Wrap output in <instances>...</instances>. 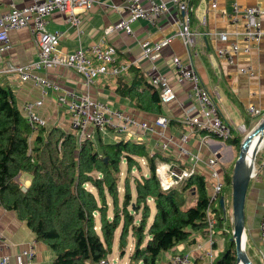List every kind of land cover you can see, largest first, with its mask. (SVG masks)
Segmentation results:
<instances>
[{"label":"crops","instance_id":"0c3cea01","mask_svg":"<svg viewBox=\"0 0 264 264\" xmlns=\"http://www.w3.org/2000/svg\"><path fill=\"white\" fill-rule=\"evenodd\" d=\"M30 1L2 0V9H7L12 2L22 5ZM193 1L195 7L191 17V29L198 32L196 45L188 49L184 46L182 39L176 37L163 48L156 62L157 71L171 76L170 81L175 86L178 101L167 104L152 101L153 91L148 84L149 77L153 73L150 70L151 63L147 59H139L142 40H161L179 28L180 13L174 8L155 21L145 18L135 21L131 34L124 31H115L110 34L104 32L107 25L127 14L122 6V0H98L91 9L81 12L85 29L82 35H79L77 30L70 25L66 14L55 11L49 17L47 27L51 31L60 30L63 33L60 39L62 52H72L79 46L87 47L104 40L116 46L117 62L130 63V66L126 71L117 74L103 73L90 86L85 84L82 74L74 68L55 66L41 69L40 73L57 82L63 89L62 91H73L77 94L87 92L96 99L104 100L112 107L121 108L144 120L153 121L158 115H168L171 121L167 132L173 135V142L166 150L159 147L158 143L161 141L156 133L145 134L135 128L126 133H118L111 129L100 131L93 126H89L88 131L92 133L91 138L97 142L114 143L124 139L142 142L148 148L150 155H156V161L162 159L175 166H187L190 162L187 156L179 151L177 142L181 133L186 129L180 123V117L184 114L185 108L192 106L193 102L186 97L189 83L174 76L172 60L174 56H179L184 63L193 65L200 75L201 83L218 95L220 112L230 122L233 129V139L221 140L200 131L191 134L188 141L191 152L198 154L203 160L198 166L197 174L203 175L207 181L208 194L210 169L204 160L213 152H217L221 160L219 169L225 172L226 186L223 195L227 211L228 203L232 205L231 185L227 177L233 170L229 168L235 162L239 148L236 137L242 141L264 118V35L258 42L251 44L249 53L239 52L235 63L231 64L224 57L219 56L217 50L229 48L232 42H238L241 46L249 43L243 33L245 28L243 17L233 18L235 0H217L215 7L211 6L209 0ZM236 1L244 6L259 5L262 8L261 20L264 30V0ZM219 31L227 32L228 39H219L217 35ZM10 35L13 47L5 52L0 60V69L8 62L25 63L37 58L38 49L29 27L13 30ZM240 66H251L255 74L249 76L242 73ZM0 84L13 90L21 110L26 101L41 99L42 103L35 106V110L47 119L48 125L46 126L55 125L63 130L73 131L79 139L83 138L78 131L71 128L68 105L59 100L58 92L51 90L43 95L40 88L32 81L22 82L18 76L7 72L1 74ZM251 104L261 109L262 114L251 116L247 109ZM240 125H244L245 131L238 129ZM37 133L38 131L33 130L30 136L31 142H34ZM255 167L257 175L250 178L245 206L246 251L254 264H264V239L259 230L264 208V142L258 149ZM143 169L145 173L148 171V161L147 168ZM19 178L24 181V187L30 184L31 175L29 173L23 172ZM151 205L152 214H154V205L152 203ZM218 213V222L213 232L210 233L205 228L193 231L189 240L164 251L159 264H170L167 259L172 253L177 252L189 254L192 264H213L229 242H233L232 237L224 235V232L229 231L226 226L227 218L221 220L220 213ZM119 234L120 228L116 231L112 253L116 254V258L121 259L123 257L119 256ZM31 246L35 249V257L31 262L24 264H54V252L49 245L38 239L27 222L20 219L14 210L0 204V256L9 255L11 264H17L16 254ZM124 257L127 258L125 263L127 264L129 254L127 253Z\"/></svg>","mask_w":264,"mask_h":264},{"label":"trees","instance_id":"16d2710c","mask_svg":"<svg viewBox=\"0 0 264 264\" xmlns=\"http://www.w3.org/2000/svg\"><path fill=\"white\" fill-rule=\"evenodd\" d=\"M192 6L194 11L193 0ZM148 84L157 103L159 91ZM32 132L15 93L0 84V204L49 245L54 264L98 263L113 252L119 228V256L128 253L127 264H159L164 251L189 240L195 230H207L203 175L165 190L156 175V155L142 142L79 139L55 125L40 127L31 142ZM236 142L240 148L239 137ZM142 157L148 172L134 176L132 188L131 170L140 168ZM23 172L31 175L27 187L19 180ZM227 178L232 185V176ZM220 219L225 220L221 214ZM213 264H237L235 243L230 241Z\"/></svg>","mask_w":264,"mask_h":264},{"label":"built area","instance_id":"2783aa9c","mask_svg":"<svg viewBox=\"0 0 264 264\" xmlns=\"http://www.w3.org/2000/svg\"><path fill=\"white\" fill-rule=\"evenodd\" d=\"M98 0H31L22 5L10 3L5 10L2 9L0 0V60L5 52L13 47L10 33L24 27H29L32 32L33 41L38 49L37 58L25 62H8L0 69V76L3 72L15 74L22 82L32 81L38 86L43 95L49 91L59 93V100L68 105L70 113V126L78 131L83 137H92L89 126L100 131L111 129L118 133H126L132 128L141 130L145 134L156 133L160 137L159 147L169 149L173 142V135L168 131L171 118L168 115H158L153 121L141 119L121 108L112 107L104 100L96 99L89 93H76L73 91H62L61 86L54 80L40 73L41 69L55 66H66L76 69L84 78L87 86L101 74L112 72L120 73L126 71L130 63L117 62V48L114 44L104 40L93 43L90 46H79L72 52H62L60 30L51 31L47 27L49 17L59 11L67 15V19L79 35L85 32L81 12L93 7ZM211 6H217V0H209ZM122 6L127 14L116 22L107 25L105 34L115 31H124L128 34L133 32V23L141 18L155 21L161 15L169 13L173 8L180 15L178 16L179 28L161 40L144 39L141 41V53L139 59H147L151 63L150 82L158 89L161 103L167 104L178 101L175 86L170 78L164 73L157 71V59L161 51L169 45L174 38L182 39L184 46L191 49L196 45L198 32L191 29L192 0H122ZM263 10L259 5H242L238 1L233 3V18L242 16L244 19V37L249 42L241 46L238 42H232L229 48H219L217 53L224 57L229 63H235L239 52L249 53L251 44L258 42L264 35L261 14ZM219 39H228L227 32L219 31ZM174 76L181 81L189 83L186 97L193 102L192 106L185 108L184 114L180 117V123L186 129L183 131L177 142L178 149L185 154L190 162L187 166H175L169 161L158 159L155 164L156 175L163 189L180 185L193 174L198 173V166L203 161L198 154H193L188 146L190 135L195 132H204L207 135L216 136L221 140H228L232 137V126L226 120L219 107L218 95L207 89L200 80L196 68L184 63L179 56L173 60ZM240 71L249 76L255 74L251 66H240ZM42 100L26 101L22 105L23 113L33 130L38 131L40 127L46 126L48 121L40 115L35 106L40 105ZM251 116L262 114L261 109L251 104L247 107ZM244 130V125L238 127ZM210 169L208 177L210 191L209 204L207 207V230L213 232L217 222V212L221 211V217L226 218L225 204L221 206L220 199L223 196L226 186L225 172L219 169L221 160L217 152L204 160ZM255 165L251 171V178L256 177ZM207 182V181H206ZM225 203V202H224ZM224 209H223V208ZM216 208V210H215ZM222 208V209H221ZM260 235L264 239V208L259 222ZM35 257L34 247L24 248L16 254L17 264L31 262ZM170 264H192L189 254L183 252L172 253L169 256ZM0 264H11L9 255L0 256ZM96 264H110L107 258H102Z\"/></svg>","mask_w":264,"mask_h":264},{"label":"water","instance_id":"95a60500","mask_svg":"<svg viewBox=\"0 0 264 264\" xmlns=\"http://www.w3.org/2000/svg\"><path fill=\"white\" fill-rule=\"evenodd\" d=\"M264 132V118L245 136L241 142L240 151L234 164L232 174V205H233V218L234 228L232 231V240L235 243V250L237 253V264L243 261L245 264H254L246 251V232H245V206L247 190L250 183V174L252 167H246L244 162V150L247 146L249 139L254 134ZM264 142V138L260 139V146ZM260 148V147H259ZM258 148V149H259ZM255 151V155L258 152ZM255 159V156H254ZM254 164V163H253ZM221 206L224 205V198L220 199ZM244 236V242H243Z\"/></svg>","mask_w":264,"mask_h":264},{"label":"rangeland","instance_id":"374dc122","mask_svg":"<svg viewBox=\"0 0 264 264\" xmlns=\"http://www.w3.org/2000/svg\"><path fill=\"white\" fill-rule=\"evenodd\" d=\"M48 125V124H47ZM49 127V126H47ZM245 131V130H244ZM243 132V131H242ZM264 137V135H263ZM244 139V138H243ZM242 142V141H241ZM241 146V145H240ZM239 151H240V148H238V154H239ZM257 155V154H256ZM256 155H255V159H256ZM238 157V156H237ZM237 159V158H236ZM235 159V161H236ZM255 159H254V164L255 165ZM140 160V168H133L131 170V187L134 188V183H133V180L132 178L135 176H140L141 174V171H144L143 168H147V161H145L143 158L139 159ZM145 161V162H144ZM234 164L235 162L232 164V166H230V170L234 169ZM123 176L125 175L126 173V166L125 164L123 165ZM145 172V171H144ZM148 172V171H147ZM146 172V173H147ZM233 174V170L232 172L230 173V175L232 176ZM20 182L23 184L24 181H22L21 178H19ZM120 193L122 194V191H123V183L120 184ZM231 197H232V185H231ZM228 198V202H229V197L227 196ZM223 208V207H222ZM224 209V208H223ZM225 211H226V207H225ZM226 218H227V221H226V226L227 228L229 229V231L227 233L224 232V235L225 237H232V230H233V226H234V218H233V208H232V205H230V203H228V206H227V211H226ZM109 260L110 264H125L126 263V260L127 258L126 257H123V258H116V254L115 253H112L110 254L108 257H105ZM169 261V259H167Z\"/></svg>","mask_w":264,"mask_h":264},{"label":"bare ground","instance_id":"6f19581e","mask_svg":"<svg viewBox=\"0 0 264 264\" xmlns=\"http://www.w3.org/2000/svg\"><path fill=\"white\" fill-rule=\"evenodd\" d=\"M263 135L264 132L260 134H254L250 137L249 142L244 150V162L246 167H252L254 163L255 151L260 147V139L263 137ZM242 239L244 242V236ZM239 264H245V263L243 261H240Z\"/></svg>","mask_w":264,"mask_h":264}]
</instances>
